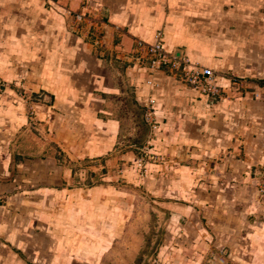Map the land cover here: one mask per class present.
Returning a JSON list of instances; mask_svg holds the SVG:
<instances>
[{"label": "crops", "instance_id": "0c3cea01", "mask_svg": "<svg viewBox=\"0 0 264 264\" xmlns=\"http://www.w3.org/2000/svg\"><path fill=\"white\" fill-rule=\"evenodd\" d=\"M18 20L25 32L14 39ZM1 34L0 76L31 68L23 97L0 96V135L9 138L0 144V264L103 262L114 227L81 199L110 185H79L86 168V182L116 177L148 137L161 162L147 165L144 183L169 215L149 264H264V0H0ZM157 35L213 70L218 94L126 62L137 41ZM127 99L142 129L124 107L118 116ZM30 110L49 126L59 119V138L31 147L21 134L11 148L10 130ZM71 110L82 123L74 139ZM84 161L105 171L79 169Z\"/></svg>", "mask_w": 264, "mask_h": 264}, {"label": "rangeland", "instance_id": "374dc122", "mask_svg": "<svg viewBox=\"0 0 264 264\" xmlns=\"http://www.w3.org/2000/svg\"><path fill=\"white\" fill-rule=\"evenodd\" d=\"M9 19L12 20V17L9 16ZM10 20L8 21L9 24ZM23 23L24 21L21 22L18 20L17 24H14V34L11 32V36L14 39L17 38L16 34L20 35L21 33L25 32L18 27ZM7 33L9 34V32ZM24 35L25 39H27L30 34ZM41 35L43 34L39 31V37H41ZM3 37L4 34H1V40L3 39ZM26 50L27 48H25V50L20 49V52ZM5 68L6 65L2 66V69ZM30 68L31 65L24 64L16 66V69L14 70L10 69L13 76L15 77L11 81H6L3 77L0 76V96L5 94L7 90L12 89L16 90L19 96L23 97L25 95L24 77H27L26 74L28 73ZM42 94L44 96L43 91L37 94V96L39 95L38 99L42 100ZM127 100L128 101L125 104L120 105L121 107H119L120 112H118V116L120 115L121 117V114L119 113L123 111L124 107V110L126 112L128 111L130 114L133 113L135 115V124L137 127H140V111L134 107V103H132V101H130L129 99ZM144 114L146 115L145 112ZM65 115L66 117L70 116V119H67V121L69 122L67 123V125L70 127V129H67L66 137L74 139V135H76L77 133H82V128L80 127V124L82 123H79V114H77L75 110H71L70 112L65 113ZM26 116V123L23 124L20 129L10 130L11 133L9 136H11V141L9 143V146L11 148L15 147L18 137L21 134L22 135L19 138L28 140L27 143L29 145H31L33 141L37 143V140L39 139L41 141H44V137H47L45 143L47 141L51 142L52 140L50 139H54L57 137L59 138L57 129L62 123L59 119L55 121L53 120L49 126L47 123L44 124V121L37 120L36 113H34L32 110H30ZM60 117L62 118V116ZM122 117H126V115H123ZM130 123H132V118ZM140 128L142 129V126ZM139 131L141 130L136 129L135 131L138 136L139 134H141V132ZM16 133L17 135H15ZM6 137L7 136L5 134L0 135V144L6 143L7 139L9 141V138ZM147 141L149 142L145 141V143H141V145L137 143L135 146H132L133 149L131 150H133L134 152L133 159L128 161L123 168L121 165H119L120 167L118 170V167H115L113 171L116 172V174L114 175L116 177H114L113 179L111 177L109 180H107V178H104V180L102 179L101 181L93 183L89 181L86 182V179H88V175L90 174L88 169L86 168L83 176L85 181L81 183L83 185L79 186H82L84 188L88 187L89 189L94 185H110V187H104L101 189L103 191L100 190L97 193H91L90 195L83 197L82 199L80 198V196H78V198L75 196V198H71L72 200L81 199L89 200L90 202H92V206L95 207L94 211L98 212L99 217L109 218L110 224H112V226L114 227V237L107 243L108 247L104 251H108V256L100 258L103 260V262H100L99 264H149L150 262H152V257L154 256V252L156 251L158 243L161 239H163L162 237L167 232L165 229V223L168 220L169 215L165 214V209L157 208V195L150 191L144 183V180L147 177V165L158 164L161 162L158 156L149 152V148L152 145L148 143L151 142V138L148 137ZM35 143L32 144L31 147H33ZM144 148L145 150H143ZM53 149L54 148L51 147V151L55 152L56 149ZM81 163L82 164H80L79 169L83 170L84 168L85 170V166L94 165L96 167H100V173L105 171L103 162L87 164L84 161ZM262 179L264 180V178ZM76 186L79 187L78 185ZM262 187V190L260 188L259 191L260 195L264 198V184ZM69 198L70 197L66 199ZM93 243L95 245L97 244L96 241H94ZM101 244H103V242L100 241L98 245L101 246ZM102 255L105 256L106 254Z\"/></svg>", "mask_w": 264, "mask_h": 264}, {"label": "built area", "instance_id": "2783aa9c", "mask_svg": "<svg viewBox=\"0 0 264 264\" xmlns=\"http://www.w3.org/2000/svg\"><path fill=\"white\" fill-rule=\"evenodd\" d=\"M82 19L83 16L81 14L76 15L78 22ZM126 62L133 63L134 66L146 70L150 77L155 72H165L172 77L179 78L187 86L198 89L202 93L213 96L218 94L217 87L213 83L215 80L213 70L192 64L186 54L179 49H166L160 35H157L156 41L151 44L137 41L135 53L132 56L126 55ZM148 84L156 86L152 83L151 79L148 81ZM153 104L154 102L150 100L145 106L147 108V118L152 115Z\"/></svg>", "mask_w": 264, "mask_h": 264}, {"label": "bare ground", "instance_id": "6f19581e", "mask_svg": "<svg viewBox=\"0 0 264 264\" xmlns=\"http://www.w3.org/2000/svg\"><path fill=\"white\" fill-rule=\"evenodd\" d=\"M65 12H67V11H65ZM71 14H72V13H71ZM72 15H73V14H72ZM84 19H85V17H84ZM86 19H87V18H86ZM86 19H85V20H86ZM78 29H79V28H78ZM99 37H100V36H99ZM102 47H103V46H102ZM146 84H147V83H146ZM207 95H208V94H207Z\"/></svg>", "mask_w": 264, "mask_h": 264}]
</instances>
